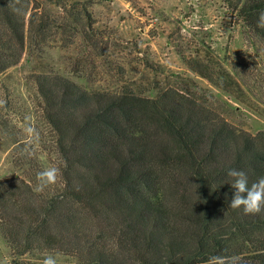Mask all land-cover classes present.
<instances>
[{
	"label": "trees",
	"instance_id": "16d2710c",
	"mask_svg": "<svg viewBox=\"0 0 264 264\" xmlns=\"http://www.w3.org/2000/svg\"><path fill=\"white\" fill-rule=\"evenodd\" d=\"M224 2L264 42L257 27L264 0ZM80 4L0 0V83L23 61L42 65L50 36L74 35L87 59L104 60L96 21L88 10L86 22L76 13ZM197 66L213 80L208 66L190 68ZM125 76L120 67L114 88L91 89L59 73L31 75L60 175L35 191L46 167L33 151L18 159L22 174L0 181L8 264H42L46 254L58 264H207L213 256L264 264V211L245 215L229 207L227 175L243 170L249 185L264 177V131L241 132L175 90L144 91L122 82ZM3 107L0 101V141L13 132ZM13 146L25 145L16 139Z\"/></svg>",
	"mask_w": 264,
	"mask_h": 264
},
{
	"label": "rangeland",
	"instance_id": "374dc122",
	"mask_svg": "<svg viewBox=\"0 0 264 264\" xmlns=\"http://www.w3.org/2000/svg\"><path fill=\"white\" fill-rule=\"evenodd\" d=\"M75 1L81 3L76 13L85 22V11L92 13L95 38L108 51L106 58L95 65L74 35L57 41L50 36L42 65L23 61L7 73L0 83L1 114L11 119L13 132L0 141V181L22 174L18 159L33 151L43 155L46 168L53 166V134L30 80L35 71L59 73L92 89L114 88L119 81L114 75L123 67L121 81L128 86L175 90L241 132L264 131V42L224 0ZM195 63L208 66L213 80L198 74L199 66L191 70ZM29 127L35 130L31 143ZM16 139L23 141L22 149L13 146ZM9 255L0 235V264H8Z\"/></svg>",
	"mask_w": 264,
	"mask_h": 264
},
{
	"label": "clouds",
	"instance_id": "9594fccd",
	"mask_svg": "<svg viewBox=\"0 0 264 264\" xmlns=\"http://www.w3.org/2000/svg\"><path fill=\"white\" fill-rule=\"evenodd\" d=\"M257 27L264 29V11H261L258 16ZM26 131L30 138L29 143H31L35 130L29 127ZM59 175L58 167L45 168L37 174L39 184L35 191L41 192L45 187L55 184ZM227 175L233 179L231 187L234 189L229 207L232 209L242 208L245 215H256L264 211V177L249 185L248 175L243 170L231 168L227 171ZM42 264H58L57 257L46 254ZM207 264H241V258L233 256L226 259L222 256H213L209 258Z\"/></svg>",
	"mask_w": 264,
	"mask_h": 264
}]
</instances>
